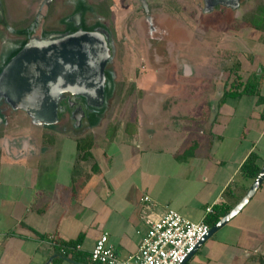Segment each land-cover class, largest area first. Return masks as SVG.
<instances>
[{"label": "crops", "instance_id": "0c3cea01", "mask_svg": "<svg viewBox=\"0 0 264 264\" xmlns=\"http://www.w3.org/2000/svg\"><path fill=\"white\" fill-rule=\"evenodd\" d=\"M248 27L259 34L246 36L242 60L238 54L228 63H238L232 71L238 85L259 81L260 94L242 88L225 95L236 90V79L188 61L183 82L166 77L147 85L140 79L138 91L148 93L118 125L104 127L102 117L83 128L0 130V264H75L57 249L59 241L70 240H79L82 263L98 264L89 256L105 232L127 259L140 248L146 219L169 207L201 222L215 205L235 206L255 180L242 174L243 162L255 152L264 164V30ZM255 55L256 70L246 65ZM182 83H192L198 94H186ZM60 138L71 139L73 147ZM80 139L91 151L87 159L79 156ZM263 214L264 180L235 216L242 218L217 231L209 251H219L207 264H264ZM194 255L190 260L198 264Z\"/></svg>", "mask_w": 264, "mask_h": 264}, {"label": "rangeland", "instance_id": "374dc122", "mask_svg": "<svg viewBox=\"0 0 264 264\" xmlns=\"http://www.w3.org/2000/svg\"><path fill=\"white\" fill-rule=\"evenodd\" d=\"M2 1L0 0V3ZM110 2L112 4L116 2L112 7L114 21H106L101 25L112 31L114 56L108 63L107 68L111 70L115 88L108 96V99L105 100L106 104H103L105 118L102 125L104 127L109 126L111 123L112 125H118L124 118H130L135 110L134 107L137 106L136 100L148 93L144 89V91H138L137 84L140 79L148 81L147 78L152 75V78L155 80L158 78V81L162 82L166 81V77L172 78V81L179 80L183 82L185 78L181 76V68L184 62L204 64L209 69V72L213 71L212 75L222 74V77H225L228 73L230 74V79H236L235 84H237L239 77L233 75L232 71L234 66L237 67L238 63L237 61H232V65L228 63V60L238 54H240L238 58L241 59L243 46L246 45L244 38L246 39V36L254 37L259 34V31H254V33L249 31V18H251L250 15L252 13L256 12L260 4L264 5V0H244L241 7L234 9V11L222 6L215 9L212 13H205L200 3L201 0H160L154 1L153 18L151 17L148 20L143 14L139 0H111ZM106 6L104 2L101 3L103 9ZM248 12L252 13L247 19H244V14ZM9 20V32L14 31L12 28L13 26L17 27V24H25L16 23L12 19ZM152 23L154 25L153 30H151ZM87 24H95L90 14ZM10 25H12V28ZM3 26L2 24L0 25L1 31H3ZM248 40L251 46H257V42H254L253 38ZM153 41L156 43L159 41V44L166 47L167 41H171L170 46L171 44L173 46L174 42L176 46L174 45V50L171 49L169 54L166 53L168 55H166V58H164L163 54H158V60L155 63L153 57L148 60L146 55L147 46L150 49L155 43ZM11 48H14V45ZM257 58L260 57L255 55L253 64L248 62L246 64L247 67L256 70L257 67L254 62ZM150 62L154 64L164 63L166 66L165 68L157 65L152 66ZM243 63L245 64L244 60ZM173 70H176L177 73ZM173 73L177 74L175 78ZM192 85V83L185 84V87H183L182 83L179 87L184 88L186 94L197 95L198 92H195V87L193 88ZM235 88L242 89L243 86L237 85ZM150 91H153V89H150ZM0 108L6 117V123L2 125L3 129L14 128V132L21 131L22 133L31 131V129L37 130L41 126L26 111L14 109L5 100H2ZM66 118L67 116L64 118L65 121L61 124L58 123L57 126L67 122ZM39 132L37 131L36 134ZM60 140V144L63 145L64 143L67 148H71L74 145L71 139L60 138ZM249 208L250 205L247 210ZM241 218L239 215L232 220L236 222ZM218 234L221 233L218 232ZM217 236L219 235L216 232L214 236L210 237L200 247V251H197L193 257L195 262L207 264L209 259L212 260L217 255L219 250L209 251V247L212 246ZM192 260H189L188 264H193Z\"/></svg>", "mask_w": 264, "mask_h": 264}, {"label": "water", "instance_id": "95a60500", "mask_svg": "<svg viewBox=\"0 0 264 264\" xmlns=\"http://www.w3.org/2000/svg\"><path fill=\"white\" fill-rule=\"evenodd\" d=\"M219 3L236 8L240 0H206L210 8ZM107 36L104 28L80 27L73 32L30 39L0 72V100L26 111L41 124L58 121L60 99L65 92L84 97L91 107L102 106L106 98V66L111 58ZM263 180L264 164L242 199L210 228L183 264H188L210 236L243 210Z\"/></svg>", "mask_w": 264, "mask_h": 264}, {"label": "flooded vegetation", "instance_id": "af4514ba", "mask_svg": "<svg viewBox=\"0 0 264 264\" xmlns=\"http://www.w3.org/2000/svg\"><path fill=\"white\" fill-rule=\"evenodd\" d=\"M110 1L109 0H98V1L95 0H5L4 1L3 0L0 3V25L1 24L4 25L3 31L0 30V72L2 71L6 63L14 55H16L30 39L35 37L43 38L52 34L73 32L78 30L80 27L88 30H96L98 28H104L107 30L109 34V36H107V39L110 47V53H111L110 60H111L114 56V50L112 45L113 43L112 31H110L107 27L101 25L106 21H114L112 7L113 5L116 4V2L112 4V2ZM154 1H160V0H139L140 7L143 10V14L148 20H150L152 14L154 13L153 12ZM242 1L244 0H240L239 6L236 8L220 3L215 4L210 8L206 5V0H201L200 3L205 13L206 12L212 13L215 9H218L222 6H225L227 9L234 11V9L241 7L243 3ZM102 2H104L107 5L105 9L101 7ZM260 6L261 4L257 7V9ZM251 13L252 12L245 13L243 16L244 19H247ZM89 14L91 17H93L95 24H91V25L87 24ZM9 19H12L16 23H25V24L24 25L17 24L16 25L17 27L13 26V28L12 25H10L14 31L9 32L10 31V27H8V23H10ZM153 29H154V25L152 23L151 30ZM164 39L166 40V38ZM170 43L171 41H167V47L159 44V41L157 43L155 42L150 49L149 46H147L146 55L148 60L151 57H153L156 63V61L158 60V54H163L164 58H166V55L171 52V49L174 50V45L176 44L174 42L173 46L172 44L170 46ZM12 45H14V48H11ZM110 60L108 61V63L110 62ZM150 64L152 66L157 65L158 67L161 68H165L166 66L164 63L154 64L153 62L152 63L150 62ZM106 74H107V83H106L105 100L108 99V96L115 88L113 76L111 75L112 74L111 70H109L107 66H106ZM147 80L148 81H145L148 83L147 85H150L149 84L150 80L152 82L154 81L161 82L158 81V78L156 80L152 78V75H150L149 78H147ZM2 100L4 99L0 100V106ZM104 104H106V102ZM0 115L3 118L2 122H0V130H4L2 128V125L6 123V117L1 110H0ZM66 116H67L66 118L67 122H64V124H62L61 126L58 125L59 127L67 128L69 127V125H71L72 127L75 128H83L86 127L87 125H92L97 123L100 118L104 117L105 108L103 105L96 108L91 107L87 105L84 97L80 95H74L69 92H65L60 99L58 121L51 124H45V123L41 124L38 121L35 120L34 121L40 124L42 127H58L57 124L63 123V121H65L64 118Z\"/></svg>", "mask_w": 264, "mask_h": 264}, {"label": "built area", "instance_id": "2783aa9c", "mask_svg": "<svg viewBox=\"0 0 264 264\" xmlns=\"http://www.w3.org/2000/svg\"><path fill=\"white\" fill-rule=\"evenodd\" d=\"M146 221L149 228L136 254L121 258L105 232L91 251L92 261L98 264H183L211 228L206 221H192L170 207L161 217Z\"/></svg>", "mask_w": 264, "mask_h": 264}, {"label": "trees", "instance_id": "16d2710c", "mask_svg": "<svg viewBox=\"0 0 264 264\" xmlns=\"http://www.w3.org/2000/svg\"><path fill=\"white\" fill-rule=\"evenodd\" d=\"M250 16H251V18H249L250 24L257 29L264 30V5H261L256 10V12L252 13ZM237 85L238 84H235L236 87ZM238 86H242V85H238ZM238 89L239 88H236V90L225 92V95L227 94L236 95L239 93ZM243 90L254 94H260L259 81H256L254 79L249 80L248 83H246ZM260 101L264 102V97L261 95H260ZM1 135H3V132L0 131V136ZM90 144L92 145V142ZM78 151H79V156L82 159H87L91 156V151L87 148V146L84 145L83 139H80L78 141ZM257 159H258V155L255 152L250 153V155L246 158V160L243 162L241 166V172L244 176L252 177V178L257 177V175L261 170V167L257 163ZM230 209L231 206L215 205L214 210L209 212V214L207 215L206 222L210 225V227H212ZM79 243H80L79 240L59 241L57 243L58 253L63 257L71 259L75 264H81L82 260L78 255L80 250V246L78 245ZM89 259L92 261L91 253Z\"/></svg>", "mask_w": 264, "mask_h": 264}, {"label": "bare ground", "instance_id": "6f19581e", "mask_svg": "<svg viewBox=\"0 0 264 264\" xmlns=\"http://www.w3.org/2000/svg\"><path fill=\"white\" fill-rule=\"evenodd\" d=\"M235 0H228L229 3H234Z\"/></svg>", "mask_w": 264, "mask_h": 264}]
</instances>
